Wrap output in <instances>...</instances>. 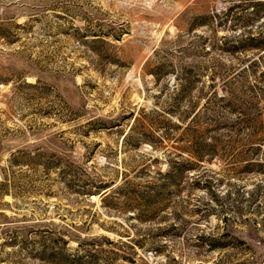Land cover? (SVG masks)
<instances>
[{
    "label": "rangeland",
    "instance_id": "rangeland-1",
    "mask_svg": "<svg viewBox=\"0 0 264 264\" xmlns=\"http://www.w3.org/2000/svg\"><path fill=\"white\" fill-rule=\"evenodd\" d=\"M0 264H264V0H0Z\"/></svg>",
    "mask_w": 264,
    "mask_h": 264
},
{
    "label": "trees",
    "instance_id": "trees-1",
    "mask_svg": "<svg viewBox=\"0 0 264 264\" xmlns=\"http://www.w3.org/2000/svg\"><path fill=\"white\" fill-rule=\"evenodd\" d=\"M130 134H131V133H130ZM130 134H128V135L125 137V140H126V139H128V140L130 139V136H131ZM124 180H126V178H124ZM124 184H126V181H125V183H123V185H124ZM123 185H121V186H123ZM106 190H108V187H107V186H100V187L98 188V194H102V193L105 192ZM108 194H109V191L103 193L102 197H105V196H106L105 198H107L108 196H110V194H109V195H108ZM105 198H104V199H105Z\"/></svg>",
    "mask_w": 264,
    "mask_h": 264
}]
</instances>
